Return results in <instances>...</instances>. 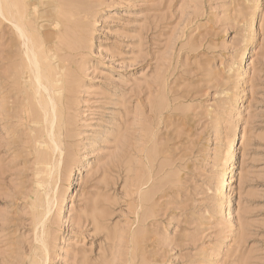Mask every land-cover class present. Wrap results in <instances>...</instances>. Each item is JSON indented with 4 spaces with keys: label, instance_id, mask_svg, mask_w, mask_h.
<instances>
[{
    "label": "rangeland",
    "instance_id": "374dc122",
    "mask_svg": "<svg viewBox=\"0 0 264 264\" xmlns=\"http://www.w3.org/2000/svg\"><path fill=\"white\" fill-rule=\"evenodd\" d=\"M28 3L58 86L0 15V264H264V0Z\"/></svg>",
    "mask_w": 264,
    "mask_h": 264
},
{
    "label": "bare ground",
    "instance_id": "6f19581e",
    "mask_svg": "<svg viewBox=\"0 0 264 264\" xmlns=\"http://www.w3.org/2000/svg\"><path fill=\"white\" fill-rule=\"evenodd\" d=\"M28 4V0H0V15L5 18V21L10 20L14 21L15 25L17 24L16 27L20 31L21 38H23L28 45V58L35 69L37 85L51 94L58 85L54 75H51V72L47 70L49 65L44 64L45 55L43 52V44L40 40L37 29L34 24L28 22ZM49 101L53 123L55 120L57 122L59 120V123H61L62 119L60 115L57 116L54 99L51 97ZM47 109H44L45 116L48 114ZM56 148H58V146H56ZM233 148L235 149V144L233 145Z\"/></svg>",
    "mask_w": 264,
    "mask_h": 264
}]
</instances>
